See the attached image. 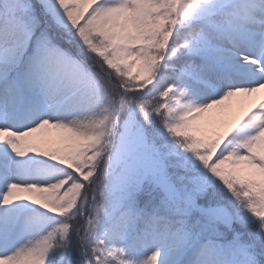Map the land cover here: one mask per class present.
Here are the masks:
<instances>
[{"label": "snow or ice", "instance_id": "6c2138e0", "mask_svg": "<svg viewBox=\"0 0 264 264\" xmlns=\"http://www.w3.org/2000/svg\"><path fill=\"white\" fill-rule=\"evenodd\" d=\"M0 264H264V0H0Z\"/></svg>", "mask_w": 264, "mask_h": 264}, {"label": "bare ground", "instance_id": "6f19581e", "mask_svg": "<svg viewBox=\"0 0 264 264\" xmlns=\"http://www.w3.org/2000/svg\"><path fill=\"white\" fill-rule=\"evenodd\" d=\"M47 137L50 138V140H52L53 142H55V144H57V146L59 148H62V145L59 143V137H60V133L54 131V130H48L46 133Z\"/></svg>", "mask_w": 264, "mask_h": 264}, {"label": "rangeland", "instance_id": "374dc122", "mask_svg": "<svg viewBox=\"0 0 264 264\" xmlns=\"http://www.w3.org/2000/svg\"><path fill=\"white\" fill-rule=\"evenodd\" d=\"M41 147L44 148L45 150H56V149H60L57 146V144H55V142H53V141L51 143L41 145Z\"/></svg>", "mask_w": 264, "mask_h": 264}]
</instances>
